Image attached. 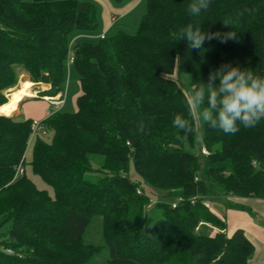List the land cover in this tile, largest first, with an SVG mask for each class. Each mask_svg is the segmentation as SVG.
Segmentation results:
<instances>
[{"label": "trees", "instance_id": "obj_1", "mask_svg": "<svg viewBox=\"0 0 264 264\" xmlns=\"http://www.w3.org/2000/svg\"><path fill=\"white\" fill-rule=\"evenodd\" d=\"M189 2L146 0L135 34L73 44L81 85L77 110L42 120L47 134L54 132L51 142L42 133L33 137L32 171L54 196L38 189L25 170L14 179L25 164L33 120L0 115V264H86L99 250L83 242L95 215L102 217L110 252L105 264H252L254 244L242 229L227 233L226 222L204 201L264 198V121L234 135L205 125L207 153H193L196 120L190 118L186 132L173 126L189 109L172 75L178 69L189 74L195 87L225 60L258 68L264 62V0H213L199 17L187 13ZM96 14L90 1L0 0V107L21 70L50 85L40 96L63 91L71 35L94 30ZM187 24L235 31L236 39L206 42L211 46L202 57L175 39ZM93 157L100 159L98 168ZM130 162L145 183L170 198L155 203L161 217L153 223L146 214L151 198L127 175ZM93 171L99 173L95 181L86 177ZM176 196L183 201L173 208ZM203 225L214 234L202 235Z\"/></svg>", "mask_w": 264, "mask_h": 264}, {"label": "clouds", "instance_id": "obj_2", "mask_svg": "<svg viewBox=\"0 0 264 264\" xmlns=\"http://www.w3.org/2000/svg\"><path fill=\"white\" fill-rule=\"evenodd\" d=\"M212 3L213 0H190L187 13L199 17ZM223 22L232 24L228 20ZM175 39L186 40L188 49H198L203 57L211 46L210 43L206 46V42L227 43L236 39V32L208 31L199 24H187ZM201 80L202 83L192 87L186 97L188 116L177 114L173 120L174 128L189 131L191 118L199 119L208 128L218 129L225 135H234L240 132L241 126L252 128L264 121V62L254 68L225 60L219 67H210L207 81Z\"/></svg>", "mask_w": 264, "mask_h": 264}, {"label": "rangeland", "instance_id": "obj_3", "mask_svg": "<svg viewBox=\"0 0 264 264\" xmlns=\"http://www.w3.org/2000/svg\"><path fill=\"white\" fill-rule=\"evenodd\" d=\"M27 2L33 1V0H24ZM80 1H90L94 3L97 7V26L92 31H77L71 35V42L69 46H73V44L76 42H82V41H97L96 36H99L100 32H102L104 28V24L109 21V17H111L112 14L115 13L113 8L105 0H80ZM110 4L112 6H119L120 4L118 1L115 0H109ZM125 2V1H124ZM146 12V0L139 3V6L133 13L125 17V19H119L117 22L112 24V26L105 32V35L107 37H111L113 35H116L119 32H125L129 34H135L137 32V29L139 27V23L142 19V16ZM67 82H66V90L65 92V98L66 103L62 107L61 111L68 112V113H74L77 110V104H76V98L81 93V85H80V77L78 72L74 69L73 65H69L67 67ZM173 78L176 79L181 89L186 93L188 96L190 94V89L192 88L190 85V76L189 74L180 71L179 69L172 75ZM27 80L33 83V86L31 87V91H37L39 90L38 86L46 87L47 84L44 83H35L30 79V75L24 71L21 70L19 72V76L17 77V83L15 86L8 88L4 90V94L7 98V102L9 101V94H11L13 91H15L17 88L20 87L21 82ZM50 88V87H49ZM48 90V89H47ZM45 91V90H43ZM43 91H37L35 94L39 95L36 99H26L21 106L29 105L31 107H35L36 105L42 103L43 101L40 100L42 98L40 94H42ZM57 95V94H56ZM50 96V95H46ZM22 107V108H23ZM0 115H3V113L0 110ZM9 116V115H8ZM14 117V116H13ZM31 118H35L36 116H30ZM41 119V118H39ZM196 120V128H197V134H196V140L193 147H190L189 150L193 153H199L200 150L203 147V137H204V127L205 125L199 120ZM54 138V132H49L47 135L44 136V139L48 142H51ZM33 139L30 141L29 146L25 153V164L22 166V169L26 171V175L28 178H30L36 187L40 190L47 191L51 196H54V189L53 187L48 184L40 175L35 174L32 171L30 162L33 157ZM99 158L93 157L91 159L92 164L95 168H98L99 165ZM127 175L132 181L139 182L141 184L142 189L144 192L151 198V206L149 205L146 209L147 219L149 223H153L154 221L158 220L161 217V214L157 207L155 206L156 202H167L170 201V198L162 191H157L150 187L147 183H145L142 178L138 175L136 172L133 162H130L129 170ZM87 179L91 181H95L99 177V173L97 171H93L87 174ZM211 201H213V204H222L221 200L218 196H212L210 197ZM214 230L210 229L208 226H201L200 233L205 236H211L214 234ZM83 242L86 245H91L94 247H98L99 250L96 251L91 255V257L88 259L86 264H105L107 260L110 258V252L108 247L105 244V239L103 235V223H102V217L99 215L93 216L90 224L85 230V233L83 235Z\"/></svg>", "mask_w": 264, "mask_h": 264}, {"label": "crops", "instance_id": "obj_4", "mask_svg": "<svg viewBox=\"0 0 264 264\" xmlns=\"http://www.w3.org/2000/svg\"><path fill=\"white\" fill-rule=\"evenodd\" d=\"M125 1V2H124ZM143 0H122L119 6H112L109 0H105L107 4L113 8L114 14L109 17V21L104 24V30L99 34H105V32L117 22L120 18L125 19L128 15L133 13L138 8L139 3ZM145 1V0H144ZM96 36L97 40L100 38ZM39 90L43 91L49 89L50 85L43 87L38 86ZM66 90V88H65ZM37 91H34L32 96L24 97L18 104L16 110L11 114L17 120H44L50 115L53 107L49 106V103L43 97L40 98L42 103L31 107L29 105L21 106L26 99H36ZM33 92V91H32ZM81 94V93H80ZM79 94V95H80ZM78 97V96H77ZM77 99V98H76ZM66 101V100H65ZM66 103V102H65ZM23 107V108H22ZM8 115V114H4ZM10 116V115H9ZM30 116H36L31 118ZM41 118V119H39ZM222 204H213V201H209L212 210L219 215L227 226V233L231 234L236 229H242L247 238L254 244L255 251L252 255L250 262L252 264L264 263V198L258 197H238V196H218Z\"/></svg>", "mask_w": 264, "mask_h": 264}, {"label": "built area", "instance_id": "obj_5", "mask_svg": "<svg viewBox=\"0 0 264 264\" xmlns=\"http://www.w3.org/2000/svg\"><path fill=\"white\" fill-rule=\"evenodd\" d=\"M105 37H106L105 34L100 35L101 39H104ZM73 61H74V51H73V46L70 45L69 49H68V55H67V66L72 65ZM43 98L48 101L49 106L53 107L50 114L55 112V111L61 110L62 107L64 106L65 100H66L64 91H60L59 93H57V95L49 96V97H43ZM31 128H32V133H31L30 141L33 139V137L37 133H42L44 135L47 134V130H46L45 126L43 125L42 120H33ZM30 141H29V143H30ZM202 153H207V151L205 149H202ZM23 173H24V170L22 169V165H20L17 169V172L15 174L14 179L23 175ZM181 201H183V197L182 196H176L175 199L172 201V207L176 208ZM204 205L206 207L212 209L210 202L208 200L204 201ZM200 224H202V223H200ZM199 226L196 227V229H195L196 231L199 230ZM5 252H7L8 254H13V250L11 248H6Z\"/></svg>", "mask_w": 264, "mask_h": 264}, {"label": "bare ground", "instance_id": "obj_6", "mask_svg": "<svg viewBox=\"0 0 264 264\" xmlns=\"http://www.w3.org/2000/svg\"><path fill=\"white\" fill-rule=\"evenodd\" d=\"M33 83L24 80L21 82L19 88L9 94V101L0 107L3 114L11 115L17 108L19 102L26 96H32L34 93L31 91Z\"/></svg>", "mask_w": 264, "mask_h": 264}]
</instances>
